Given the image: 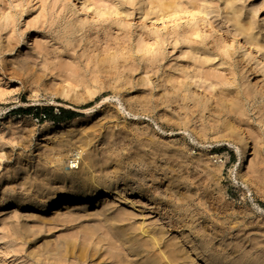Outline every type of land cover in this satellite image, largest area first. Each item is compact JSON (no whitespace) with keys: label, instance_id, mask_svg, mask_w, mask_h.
I'll use <instances>...</instances> for the list:
<instances>
[{"label":"rangeland","instance_id":"obj_1","mask_svg":"<svg viewBox=\"0 0 264 264\" xmlns=\"http://www.w3.org/2000/svg\"><path fill=\"white\" fill-rule=\"evenodd\" d=\"M233 7L263 44L264 0H0V264H118L128 254L111 215L176 240L187 258L264 264V54ZM80 125L129 179L107 214L104 198L53 208L69 189L35 184L47 156L70 171L77 146L65 140ZM163 176L179 186L164 192ZM179 208L200 231L190 240L174 233Z\"/></svg>","mask_w":264,"mask_h":264},{"label":"bare ground","instance_id":"obj_2","mask_svg":"<svg viewBox=\"0 0 264 264\" xmlns=\"http://www.w3.org/2000/svg\"><path fill=\"white\" fill-rule=\"evenodd\" d=\"M234 7H236V5ZM234 7L232 12V21H236L235 24L240 29L241 35L248 37V39L251 38L252 41H255L256 48L264 54V43H260L253 37V25L250 23V25L246 26V24L240 20V15L237 13L238 11ZM187 99L188 96L185 97V101ZM71 127H76V124L72 122ZM79 127V131L74 132L73 137L70 136L65 140L66 145L69 147L73 145L77 146L76 156H74L73 159L68 158V168L70 171L67 173L65 167L66 163L64 157L61 154L47 156L43 159V161H38L35 167V184L39 183V186L49 185L44 180L39 182V179L37 178L42 176L44 179L52 180L55 185H61L62 188L69 189V193H66V198L64 197V200H62V198L56 199V201L53 203V208H57L63 204L62 210L73 209L74 211H84L87 208H90L94 202L97 203L100 199L104 198L102 203L100 201L102 208L101 211L102 213L107 214L110 211L109 205L107 204L108 202H111L109 199L111 196H114V192L115 195L119 194L121 188L119 185L122 182H124V187L130 188L129 179L128 177L127 181L122 179L123 176L121 173L123 170H121V167L116 166L113 171H110L111 168L109 166H111V164L114 162L112 158L99 157L96 153V150L90 148L92 147L95 139L98 138L94 135L96 133L93 131L94 129L84 127V125H80ZM58 128H63V125L58 126ZM228 132L232 133V130L228 129ZM240 143H242L246 149L243 159L240 163V168H244L246 166V162L248 163L250 160L249 153L247 151V149H250V143L244 134L241 135ZM63 145L64 143H61L60 147ZM48 165H51V168H48ZM148 168L149 172L150 170H153L150 166ZM27 173H29V171ZM149 177L151 183H153L152 180H159L158 177L156 179L153 177V175ZM32 181L34 180H29V182L33 183ZM165 183H168L167 187L165 186ZM173 183L179 186L177 181H174L173 177L167 179V177L163 176V184L160 185L161 187L166 188L164 189V192H166L169 190V187L173 186ZM127 188H122V190H126ZM156 190L158 191L161 189L158 187ZM102 194L104 196H102ZM156 201L158 202L163 200L158 199ZM158 210H160V208ZM43 214H49V209L44 210ZM181 214L182 211L179 208L177 212V228L179 230H174V233L177 232L183 234L186 236V240H190V238L196 234H199L200 231L193 220H183ZM106 221L112 228L110 234L113 233L115 235H119L117 242L128 254L125 260L121 258V255H118V264H199L198 261L201 262V264H214L210 258L206 256H200L203 257H199L200 259L191 257L187 258V254H189V252L186 251L183 246L179 245L176 240H166L164 235L162 236L153 229L144 231V229L141 230L142 228L140 227L137 229V231L140 230V234L135 235L134 232L133 234L130 233V230L118 228L116 225L120 224L122 221L119 218H115V216L111 215V217L107 218ZM144 235H147V237L143 238ZM141 238H143V240H141ZM220 238L223 239V237ZM191 245V249H193L192 254L196 255L198 251L197 250L195 252L196 245L194 243H191ZM109 246L112 245L110 244Z\"/></svg>","mask_w":264,"mask_h":264},{"label":"trees","instance_id":"obj_3","mask_svg":"<svg viewBox=\"0 0 264 264\" xmlns=\"http://www.w3.org/2000/svg\"><path fill=\"white\" fill-rule=\"evenodd\" d=\"M33 110H26V113H30ZM45 112L44 118L52 120L53 123H60L63 121H66L67 119H69L68 113L65 110L61 111V114L59 116H52L51 114V110L49 109H45L43 110Z\"/></svg>","mask_w":264,"mask_h":264}]
</instances>
